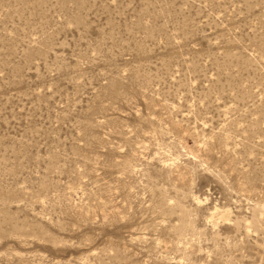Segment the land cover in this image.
Masks as SVG:
<instances>
[{"label": "rangeland", "instance_id": "1", "mask_svg": "<svg viewBox=\"0 0 264 264\" xmlns=\"http://www.w3.org/2000/svg\"><path fill=\"white\" fill-rule=\"evenodd\" d=\"M0 264H264V0H0Z\"/></svg>", "mask_w": 264, "mask_h": 264}]
</instances>
